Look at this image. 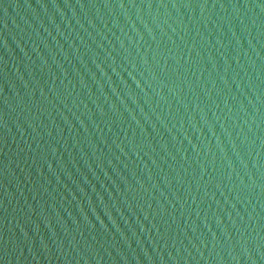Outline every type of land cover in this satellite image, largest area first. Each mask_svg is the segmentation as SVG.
<instances>
[{"label":"water","instance_id":"1","mask_svg":"<svg viewBox=\"0 0 264 264\" xmlns=\"http://www.w3.org/2000/svg\"><path fill=\"white\" fill-rule=\"evenodd\" d=\"M0 264H264V0H0Z\"/></svg>","mask_w":264,"mask_h":264}]
</instances>
